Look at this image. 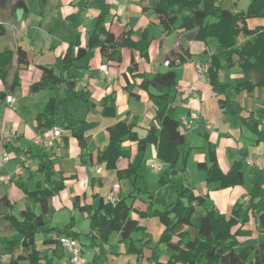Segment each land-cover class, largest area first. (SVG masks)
<instances>
[{"label": "crops", "instance_id": "obj_1", "mask_svg": "<svg viewBox=\"0 0 264 264\" xmlns=\"http://www.w3.org/2000/svg\"><path fill=\"white\" fill-rule=\"evenodd\" d=\"M14 2L15 0H12L5 8L0 9V24L4 29L2 35L8 34L11 40V43L5 45L4 48L16 51L18 46H22L27 51L29 64L19 66L21 81L24 78V91L21 92V95H18V88L9 92L10 95L16 97L17 102L11 105L5 100L3 101L6 118L0 122V133L13 134L12 140L17 141L14 146L17 150L20 148L22 140H30V145L24 148L27 152L26 157L30 155L28 151L30 148L33 153L45 151L51 158H54L56 160L55 176H64L69 182H73V185L68 187L69 201L78 196L80 205L90 204L95 208L99 198L104 197L107 200V195L113 186L119 184L116 198L132 195L131 198L127 199L128 203H133L132 217L139 220L141 226L146 228L145 233L148 231L147 227H149L152 218H141L138 213L146 211L149 205L161 209L157 205L166 207L173 202L171 182L174 179L182 178L181 175L186 179L182 185L189 186L197 196H206L204 205L196 208V210H201V214L206 209L213 207L220 213L229 214L237 202H249L248 190L251 187L246 185L247 178L253 177L255 183L261 184L264 178V144L262 142L264 112L259 114L258 111L260 110L251 108L241 114L238 108L232 111L229 109L228 105L232 101L229 90L242 81L244 77L241 67L234 66L219 72L220 82L228 85L225 91H222L220 87L211 85L209 73L206 80L198 79L197 64L209 65V57L216 51L215 40H190L181 29L165 30L163 25L159 23L158 16L151 9L150 0H49L43 12H40L41 3L39 0H33L32 7L25 0L28 7L27 11L23 7L15 6ZM119 3L122 7H119ZM30 14L36 15L33 20L30 19ZM101 14L104 15L106 29L116 37L121 36L124 31L130 30L132 32L131 39L135 46L120 48L119 59L117 60L103 59L98 48L90 50L78 60L76 66L67 71L65 76L76 80L75 90L78 95L83 92L82 97H75L73 92L68 93V87L65 84L38 92H30V85L38 81L42 75L39 66L52 67L56 73H59L62 58L69 47V43L79 37L81 46L85 47L89 35L97 28L96 23L101 18ZM257 21L262 20L258 19ZM260 25L264 26V22ZM249 27L252 28L251 25ZM240 37V41H243L244 37ZM181 46L183 51L180 52ZM175 52L182 55V62L179 56L173 54ZM133 60L137 64V70L134 73L130 71ZM100 61L108 65L109 74L99 70ZM166 61L171 63L165 64ZM14 65V70H16L18 66L16 55ZM170 69H174L177 74L173 87L150 88V91L156 95L166 94L165 97L150 98L149 92L139 87L143 76L150 79L154 74ZM251 80L256 81L255 73L251 74ZM56 88L60 91L58 95L53 92ZM2 89L4 87L0 88V90ZM64 89H66L65 98L83 100V104L81 103L79 108L83 109L86 106L88 110L94 109L101 114L104 121L77 119L73 116L72 110L68 108V102H66V111L69 113L67 121L86 120L96 123L93 128L85 132L86 144L81 146L78 139L72 135V131L65 128L67 122L63 125L61 123L63 118H60L56 126H62V134L55 140V145L51 148L40 147L34 144V137L37 134L48 135L53 128L46 130L39 127L36 116L44 110L51 96H56L61 101L60 93ZM243 91L245 90H241L240 93ZM42 92L44 96L41 97ZM32 94L37 96V100H29ZM254 94L251 93V95ZM261 95L264 98V88ZM111 97H114L116 101L115 114L107 116L103 110L105 101ZM167 104L174 108V114L180 120V126L187 136V142L181 146L183 151L189 152L186 164L187 172L171 174L170 167L168 177L164 174L160 175L161 177L158 179L160 187L156 185L155 190H149L148 183L156 184L157 180L156 171L154 170L155 173L150 172V163H163L167 166L168 163L158 157L156 147L153 144L148 145L144 153H140L137 142L133 140L124 141L125 156L120 157L117 161V169H125L130 164L138 166L133 177L119 178L116 170L108 169L104 162L97 163L94 161L97 152L106 149L108 146L110 139L108 129L110 126L119 120H124L134 125L140 136H144L148 127H159V122L155 119L157 105ZM10 108L16 112L19 111V116L14 118ZM62 115L63 113H59L58 116L61 117ZM8 117L9 120H7ZM246 117H250V124L258 123V125L251 128L243 120ZM192 137L199 138L200 143L189 144ZM0 141L1 157L11 144L3 141L1 137ZM210 152H215L216 159L225 172L235 160L243 159L244 186L221 188L218 186V182L207 184L206 173L198 167V163L206 162L210 166L212 164L209 157ZM237 155H241V157L238 158ZM257 160L259 162L252 166L251 162ZM29 162H32L30 169L17 176L13 172L21 164L19 158L11 159L4 165V168L0 167V198L7 197L9 201V204H3L0 200L1 219L6 213L16 215L14 209L17 205L16 198L25 199V195L16 184L18 180L33 188L32 184L37 173L38 160L29 157ZM191 162L193 164L196 162L197 169L205 175V188L202 190H197L196 186L189 181L188 172ZM179 163L180 161L176 168L179 167ZM12 175L15 177L11 178ZM262 196L263 191L259 197L258 209L263 208L260 206ZM24 203L25 205L22 206L18 214L27 207L34 211L32 205L26 201ZM58 206L60 208L67 207L65 202L58 203ZM255 214V217L252 215L249 224L255 223L257 226V212ZM76 215L77 213L74 211L73 216L76 217ZM249 224H247V228L251 227L253 236L255 231ZM74 230L78 231L76 227ZM190 231L193 232V227H190ZM135 233L138 232H134L128 238L123 239L120 233L113 232L112 234H117L115 239L117 247L111 248L109 239V242L104 245V251L85 247L89 251L87 255L89 264H147L145 259L148 260L149 264H157L149 258L152 250L150 254L148 253L149 249L153 247L151 246L153 241L150 238L148 241L147 234L138 237ZM65 236L62 235L61 237ZM252 236L248 243L252 240ZM79 242L85 244L86 240L83 242L81 238ZM46 246L52 251V257L55 261L60 264H67L69 255L65 248L59 244L54 247ZM162 249L163 254L160 261L164 259V255H166L165 260L167 261L173 251L166 246ZM168 250L171 253L167 255Z\"/></svg>", "mask_w": 264, "mask_h": 264}, {"label": "trees", "instance_id": "obj_2", "mask_svg": "<svg viewBox=\"0 0 264 264\" xmlns=\"http://www.w3.org/2000/svg\"><path fill=\"white\" fill-rule=\"evenodd\" d=\"M39 1L40 12H43L49 0ZM10 2L12 0H0V9L5 8ZM14 5L23 7L25 11L28 10L25 0H15ZM150 7L165 30L181 29L190 40L214 39L216 41V51L209 57L208 69L209 80L213 87H220L222 91H225L228 85L220 82L219 72L239 66L244 72L243 80L236 86L239 91L252 92L258 87L264 88V26L250 28L247 24L248 18L259 16V12L263 11L262 15H264V0H252L246 11L237 12L221 9L216 5V0H150ZM185 11L187 13H184ZM211 15L216 17L215 21L208 20ZM100 16L96 23L97 28L89 35L85 47L81 46L79 37L69 43L62 58L59 73H56L52 67L39 66L42 75L38 81L30 85V92L65 84L68 87V93L73 92L75 97H82L84 93L81 92L78 95L75 90L76 80L65 76L67 71L76 66L78 60L94 48L99 49L103 59L117 60L120 48L135 46L130 30L116 37L106 29L104 15ZM0 30L1 33L4 32L1 24ZM240 36L244 37L243 41H240ZM181 51H183L182 46ZM173 54L179 56L181 62L183 61L180 53ZM15 55L18 64L16 70H14ZM28 64L27 51L22 46H18L16 51L10 48L0 51V79L4 85V89L0 90V101H4L9 92L15 91L20 86L19 66ZM136 70L137 64L133 60L130 71L134 73ZM252 73L256 74L255 82L251 80ZM176 77L174 69L156 73L150 79L143 76L139 87L148 91L150 98L165 97L166 94L156 95L150 91V88L173 87ZM67 100V97L60 101L58 97L51 96L44 110L36 116L38 125L49 130L56 126L60 118H63L61 123L64 125L67 122L65 128L70 129L80 145L84 146L85 132L93 128L96 123L86 120L67 121L69 115L65 107ZM115 108V98L111 97L105 101L103 113L113 116ZM59 113L63 115L60 117ZM155 119L159 122V127H148L144 136H140L135 126L124 120H119L110 126L108 146L97 152L94 161L104 162L108 169L116 170L119 178L133 177L138 166L130 164L125 169H117V161L125 156L124 141L133 140L137 142L140 153H144L146 147L153 144L158 157L170 165L172 174L185 171L189 152L183 151L181 146L187 142V136L180 126V120L174 114V108L169 104L157 105ZM249 119L250 117H246L243 120L251 128L258 125V123L250 124ZM28 151L29 157L38 160V170L44 174L45 180L39 181L35 189L20 180L16 184L25 196H32L40 204L41 211L36 213L27 207L18 216L12 213L2 216L10 229L14 231V238L8 243L9 260L5 261L0 255V264H20L23 259L29 260V264H60L52 256L40 253L36 235L41 232L43 244L52 247L58 244V239L62 235L81 240L82 233L74 230V222L66 223L62 227L51 224L49 199L62 189L67 178L62 176L61 179H55L56 160L47 152L33 153L30 148ZM209 157L212 162L210 166L206 162L198 163V167L206 173L207 184L218 182L221 188L244 185L243 159L235 160L225 172L221 169L215 152H210ZM181 159L182 166L176 168ZM262 191L261 184L257 182L252 189L248 190V203L237 202L229 214L220 213L214 207L206 209L199 216L197 223L193 224L196 208L204 205L206 196H197L189 186L182 185L178 198L168 206L157 209L149 205L146 211L138 213L141 218L157 216L164 226L160 239L152 247L149 258L160 264V257L163 254L161 244L164 243L173 251L165 264H264V241L257 244L248 243L252 230L247 228L252 215L255 217L257 212V227L259 231L264 232V207L258 209ZM131 197L132 195H128L115 202L101 197L98 205L93 208L90 204L80 205L79 197L76 196L74 206L81 212L87 213V218L90 220V230L85 234L87 240L85 244H82L83 247L104 251V245L109 242L113 232L120 233L123 239H126L134 232L145 231L139 220L132 217L133 203L127 202V199ZM186 197L187 202H185ZM0 200L3 204H9L7 197H2ZM192 226L194 227L191 233ZM238 246L242 247L239 251Z\"/></svg>", "mask_w": 264, "mask_h": 264}, {"label": "rangeland", "instance_id": "obj_3", "mask_svg": "<svg viewBox=\"0 0 264 264\" xmlns=\"http://www.w3.org/2000/svg\"><path fill=\"white\" fill-rule=\"evenodd\" d=\"M27 1L29 2V4L32 7L33 0H27ZM251 2H252V0H216V5H218L221 9H228V10L237 12V11H246L248 9V7H249ZM203 5L204 4H202V6ZM119 7H122L121 3H119ZM184 13H187V11H185ZM259 13L260 14L257 17L248 18V20H247L248 26L251 25L252 28H255L256 26H258L256 24L260 25V23L264 22V15H262L263 11H261ZM35 16H36L35 14H30V19L33 20L35 18ZM255 19H257V20L261 19L262 21H257V20L255 21ZM208 20L209 21H213V20L215 21L216 17L214 15H211V16L208 17ZM65 24H67V22H65ZM239 39H241V37ZM210 40H214V39H210ZM10 43H11V40H10L8 34L7 35H2V33H0V51L3 50L2 48H4L5 45H8ZM215 44H216V41H215ZM55 68H57V66H55ZM23 80H24V78H23ZM23 80L21 81V84L18 87V95H21V92L24 91L25 83H24ZM236 86L237 85H235L234 87L230 88V90H229L230 96L232 97V101L228 105L229 109H231V111H232V110H236L238 108L239 109V113L243 114L244 111L246 112V110L254 108V109L260 110V111H258L259 114L260 113L263 114V112H264V98L261 95L262 91H263V88L262 87H258L252 92H249V91L245 90L242 93H240V91L236 88ZM3 87H4L3 82L0 79V88H3ZM53 92H54V94L58 95V93L60 91H59L58 88H56L55 90H53ZM65 93H66V89H64L60 93L61 96H62L61 97L62 100L65 98ZM251 93H255V94L251 95ZM40 96L41 97L44 96L43 92H42V94H40ZM36 97H37L36 95L32 94V97L30 96L29 100H37ZM67 102H68V108H70L72 110L73 116L75 118H77V119L101 120V121H104V118L101 116V114L97 113L94 109L88 110L86 106L83 107V109L79 108L80 107L79 105H81V103L83 104V100L81 101V100L71 99V100H67ZM3 103H4L3 101H0V122H1L2 119L6 118L5 109H4L5 107H4ZM10 111L13 113L12 116L14 118H16V116L17 117L19 116L18 115L19 111L16 112V111L13 110V108H10ZM7 120H9V117L7 118ZM241 121H242V119H241ZM58 127L62 128V126H58ZM199 141H200L199 138H193L192 137V139H190L189 144H192V145L199 144L200 143ZM9 142H10L11 145L8 148V150L5 151V153L12 160L19 158L20 161H21L22 166L24 167V170L30 169V166H31L32 162H29V160H28L29 157H26L27 156V152H26V149H24V148H26L28 145H30L31 141L27 140V139L22 140L21 143H20L21 144L20 148L18 150L14 148L15 144L17 143V141L14 142V140H11ZM262 142L264 144V134L262 135ZM32 145H34V144L32 143ZM0 151H1V141H0ZM237 157L240 158L241 155H237ZM24 158L28 160V166H26V164H25L26 161L23 160ZM160 164H162V169L163 170H162V172H159V173H157V171H156V178H157L156 184L148 183V185H147L148 189L151 190V191L155 190L156 185H157V187H160L159 186L160 181H158L159 177H161L160 175L164 174V175H166V177H168L170 172H171L169 164H168V166L164 165L163 163H160ZM182 164H183V161L181 159L178 168H180L182 166ZM196 164H197L196 162L194 164L191 162V164L189 165L188 177H189V181L192 182V184L194 186H196L197 190H202V189L205 188V185H204L205 175H204V173L200 172L197 169ZM35 165L37 166V163H35ZM150 167H151V163H150ZM168 169H170L169 170L170 172H168ZM186 170H187V168H186ZM186 170L185 171H178L175 174L185 173V172H187ZM245 170L248 173L247 169H245ZM36 171H37V173H36V175H35V177L33 179V184H32L33 188L32 189L36 188L37 183L39 181L44 182V180H45L44 174L41 173L38 170V168L36 169ZM152 171L155 173V171L151 168L150 172H152ZM15 176H17V175H15ZM15 176L12 175L11 178H14ZM181 176H182V178L174 179L171 182V189H172V193H173L172 199H174V200H176L178 198L179 193L181 192L182 183H184V181H186V179L183 178L184 176L183 175H181ZM61 177L55 176V179H61ZM167 180H166V182H167ZM254 180H255V178H253V177H248L247 178L246 185L248 187H251V189H252V187L255 184ZM72 185H73V182H69L68 180H65L64 181V186L62 187V189H60V191H58L57 193H55L54 195H52L50 197V199H49V203H50L49 209H50V212H51V224L54 225V226L62 227L66 223H69L71 221L74 222L76 229L79 232L82 233L81 237H82V240L84 242L85 240H87V236H85V234L87 232H89V230H90V220L87 218V213L81 212L78 208H76L74 206L75 205L74 203H75L76 196L73 197V199H71L70 201L68 200V196H67L68 187L70 188V186H72ZM261 186H262V188L264 187V178L262 179ZM262 197L263 198L261 200L260 206L264 207V188H263V196ZM24 198L25 199L16 198L17 205L14 208L15 212H16L15 213L16 215H19L18 214L19 210L22 208L23 205H25L24 201H26L27 203L32 205L34 207L33 208L34 211H36L37 213H40V211H41L40 205L38 203H36V201L33 199L32 196H25ZM185 199H186L185 202H187V200H188L187 197ZM62 202H65V204L67 205L66 208L65 207L64 208H60L58 206V203H62ZM157 206H158V208H161V209L164 208L162 205H157ZM73 209L77 213L76 217L73 216V213H74V211H72ZM200 214H201V210L197 209L196 212L194 213V216H193V224L197 223ZM151 218L152 219L150 220L149 227H147L148 228L147 233H145L146 232V228H145V231L141 230V231H139L138 233H135V234L138 237H140V236L143 237V234H147L148 235V239L150 238V240L153 241V245H151V246L154 247L157 244V241L160 239V236L162 234L164 226L161 224V222H160V220H159V218L157 216L156 217H151ZM249 225L250 226L252 225V228L255 231L254 235L252 236V240L250 241V244H253V243L256 244L258 242L264 241V232H260L258 227L255 226V223H250ZM192 227H194V226H192ZM116 235L117 234H112V236L110 237V242L109 243L111 245V248H114L113 246L117 247V244H116L117 241L115 240L116 239ZM13 238H14V231H12L10 229L9 224L4 222L0 218V255L3 257V259L5 261L9 260L8 243H9V240H11ZM42 238H43L42 233L41 232L37 233L36 242H37L38 249L40 250V253L43 254V255L52 256V251L47 248L48 246L43 244V239ZM165 246L166 245H164V243L161 244V247H165ZM241 248H242L241 246H238L237 250L239 251V250H241ZM151 250L152 249H149V252H148L149 254H150ZM169 253H171L170 250H168L167 255ZM165 256L166 255L163 256L164 259H162L160 261V264H165L166 263ZM102 260H104V259L102 258ZM146 262H147V264H149L147 259H145V263ZM20 264H29V260L23 259V260L20 261ZM195 264H200V263H195Z\"/></svg>", "mask_w": 264, "mask_h": 264}, {"label": "built area", "instance_id": "obj_4", "mask_svg": "<svg viewBox=\"0 0 264 264\" xmlns=\"http://www.w3.org/2000/svg\"><path fill=\"white\" fill-rule=\"evenodd\" d=\"M165 64H169V61H166ZM98 68L103 73L109 74V67L103 61H100V63L98 64ZM208 69H209L208 64H197V72H198L199 80L201 81L206 80V77L208 75ZM5 101L6 103L13 105L17 102V99L16 97L9 94L7 95ZM61 134H62V128L55 126L48 135L47 134H37L34 137L33 141H34V144L40 147L51 148L55 145V140L59 136H61ZM0 137L2 138V140L9 142L12 140L13 135L8 132H2L0 133ZM10 160L11 158L4 152L0 158V167H4V165H6V163H8ZM23 160L26 161L25 164L26 166H28L29 159L27 160L24 158ZM258 162L259 160L253 161L251 162V165L254 166ZM151 168L157 172H160L162 170V164L152 163ZM24 171L25 170L22 164H19V166H17L14 169L13 174L20 175L24 173ZM118 190H119V184H115L112 190L108 193L107 200L111 202H115L117 200L116 193L118 192ZM58 244L68 251L69 256H68L67 264H89V260L87 256L89 254V251H87V249L82 246L79 240L72 238V237L65 236V237H60L58 239Z\"/></svg>", "mask_w": 264, "mask_h": 264}]
</instances>
